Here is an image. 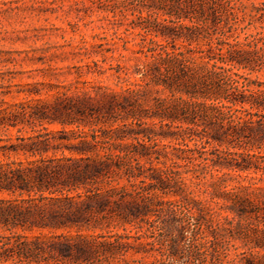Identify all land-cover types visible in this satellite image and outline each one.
I'll return each mask as SVG.
<instances>
[{
	"label": "trees",
	"instance_id": "trees-1",
	"mask_svg": "<svg viewBox=\"0 0 264 264\" xmlns=\"http://www.w3.org/2000/svg\"><path fill=\"white\" fill-rule=\"evenodd\" d=\"M248 1L90 0L134 16L147 60L134 73L111 68L118 90L0 108V264H264V0ZM144 119L174 131L150 135ZM156 136L175 142L171 158ZM179 167L227 203L220 210L254 223V254L228 259L215 212Z\"/></svg>",
	"mask_w": 264,
	"mask_h": 264
},
{
	"label": "rangeland",
	"instance_id": "rangeland-1",
	"mask_svg": "<svg viewBox=\"0 0 264 264\" xmlns=\"http://www.w3.org/2000/svg\"><path fill=\"white\" fill-rule=\"evenodd\" d=\"M250 3L259 4L260 0L247 2ZM124 15L125 19L119 16L112 18L110 13L98 10L90 0H0V108L18 103L33 106L34 102L46 108L56 102L63 92L69 95L81 89L90 90L96 84L114 90L124 86L111 68L120 65L134 73L137 65L147 60L135 52L140 49L141 43L146 47L148 41V37L142 41L138 28L128 29L129 24L135 25L134 16L128 11ZM164 18L158 21L161 25H169L163 21ZM156 40L163 43L160 39ZM136 57L139 61H135ZM92 62L102 66L105 73L98 76L91 72L94 69ZM133 77L137 78L136 75ZM86 81L90 84H85ZM162 124L157 119H144L141 127L150 135L174 131L173 127L167 129ZM44 126L55 132L61 129L58 123ZM30 133L27 127L21 131L23 135ZM8 134L14 137L17 133L12 129ZM154 139L157 142L154 149L167 153L171 158V148L167 146H175V142L160 136ZM164 160L160 158V161ZM173 161L181 164L175 158ZM169 165L167 160L165 166ZM176 169L191 196L215 212L214 221L218 222L223 244L228 247V259L242 252L246 256L254 254L250 242L254 223H245L233 213L220 210L227 204L224 200H217L215 204L204 192L203 186L194 185L189 175L183 174L184 168ZM238 183L243 182L235 177L228 179L230 186ZM225 216L230 224L223 219ZM127 230H131V234L134 232L130 227ZM246 235L250 238H245Z\"/></svg>",
	"mask_w": 264,
	"mask_h": 264
}]
</instances>
